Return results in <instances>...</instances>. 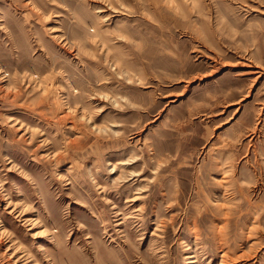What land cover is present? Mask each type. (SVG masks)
<instances>
[{
	"label": "rangeland",
	"instance_id": "obj_1",
	"mask_svg": "<svg viewBox=\"0 0 264 264\" xmlns=\"http://www.w3.org/2000/svg\"><path fill=\"white\" fill-rule=\"evenodd\" d=\"M17 248L264 264V0H0V264Z\"/></svg>",
	"mask_w": 264,
	"mask_h": 264
},
{
	"label": "bare ground",
	"instance_id": "obj_2",
	"mask_svg": "<svg viewBox=\"0 0 264 264\" xmlns=\"http://www.w3.org/2000/svg\"><path fill=\"white\" fill-rule=\"evenodd\" d=\"M123 212H124V211H123ZM118 215H119V214H118ZM118 215H117V216H118ZM118 224H119V223H118ZM219 248H220V247H219ZM253 248H254V247H253ZM8 250H10V248H7V249H6L7 252H8ZM41 250H42V249H41ZM250 251H252V249H251ZM250 251H249V252H250ZM19 252H20V251H19V249L17 248V249L14 251V254H15V255L12 254V256H11V255L8 256V258H9V262H10L11 264H16L17 260H16V261H13L12 258H14V257L16 256V254H19ZM245 254H246V253H245ZM224 255H225V254H222L221 257H224ZM22 256H23V255H22ZM239 256H240V255H239ZM20 257H21V256H20ZM195 257H196V256L193 254V255H190L188 258H189V259H193V258H195ZM236 257H237V256H236ZM243 257H244V256H243ZM224 258H225V257H224ZM236 259H237V258H236ZM227 263H228V262H227Z\"/></svg>",
	"mask_w": 264,
	"mask_h": 264
}]
</instances>
